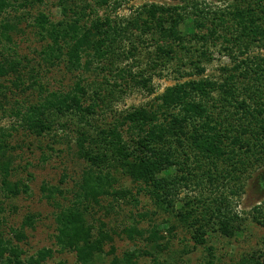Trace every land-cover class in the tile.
Instances as JSON below:
<instances>
[{"label": "trees", "instance_id": "16d2710c", "mask_svg": "<svg viewBox=\"0 0 264 264\" xmlns=\"http://www.w3.org/2000/svg\"><path fill=\"white\" fill-rule=\"evenodd\" d=\"M44 1L0 0V111L9 110L32 135L73 142L75 155L86 163L71 199L59 186H43L48 199L62 197L55 202L60 251L74 252L79 264H101L109 255L108 264H140L143 256L162 264L157 253L169 243L162 245L161 224L139 227L150 217L148 210L135 215L140 219L135 224L121 228L124 237L143 239L145 246L119 255L114 244L115 236H121L110 228L111 216L124 212L123 205L137 207L144 193L172 218L162 223L167 232L184 227L195 248L204 247L208 264H223L215 261L211 235L240 238L251 222L264 228V0H234L217 9L202 0L153 2L123 18L114 13L132 0H58L57 20L44 11L33 12ZM24 21L42 45L38 60L89 75L76 77L67 89H52L26 70L7 46ZM218 46L231 64L221 66L214 78L205 73L214 60L212 48ZM254 49L258 52L252 53ZM173 65L184 80L147 104L116 108L134 89L155 93L157 71ZM6 81L38 95L7 109ZM16 127L0 126V186L11 196L30 191L28 183L13 180L11 152L17 146L10 138ZM255 172L263 195L243 216L237 200ZM35 221L36 215L29 214L14 238L25 239L24 228ZM261 241V248L235 264H264V234ZM53 253L44 247L23 257L25 251L0 224V264H45Z\"/></svg>", "mask_w": 264, "mask_h": 264}, {"label": "rangeland", "instance_id": "374dc122", "mask_svg": "<svg viewBox=\"0 0 264 264\" xmlns=\"http://www.w3.org/2000/svg\"><path fill=\"white\" fill-rule=\"evenodd\" d=\"M202 1L210 7L212 6L213 9L225 8L234 2V0ZM57 2L58 0H45L43 4H36L32 10L35 14L44 11L52 19L57 20L61 17ZM153 2L175 5L179 4L181 0H132L123 4L114 13V17H127L137 7ZM21 11L23 13L24 10ZM28 18V21H31V18ZM22 25L21 31H18V29L16 32H12L15 43H9L7 46H12L13 50L10 51L13 53L12 57L23 60L24 65L27 67L26 70L38 74L42 81L45 83L48 82L52 89H67L74 83L76 77L88 74L87 71L71 73L65 68L66 66L63 63L49 65L42 60H38L39 56L37 53L42 49L40 40L35 35V31L33 32L25 21ZM14 51H16L17 55H14ZM212 51L214 53V60L207 63V71L205 74L218 78L220 67L225 64H231V59L225 52L220 50V46L212 48ZM256 52H258L257 49L252 50V53ZM174 67H177V65H173L169 69H159L157 71L158 76H155L152 82L155 86V93L150 94L142 88L134 89L125 95L123 100L117 103L116 108L118 110H124L131 106L147 104L156 95L162 93L166 87L175 84L177 81L184 80L183 78H178L177 72L173 70ZM159 73L162 74L159 75ZM92 74L93 76L97 75L96 73ZM11 77L9 76L8 79ZM27 81L29 83V80ZM5 84L10 87L9 91L5 89L8 95V99L6 100L7 109L16 103L26 102V100L32 102L38 95L34 89L29 88L26 91H21L9 81H6ZM8 111H0V126L5 128H11L14 125L17 126L16 131L12 130L13 136L10 138V142L14 146H17V149H13L11 152L15 157L13 180L28 183L30 191L17 196H11L3 191L0 186V224L2 229L5 231L7 237L12 238L13 242L25 251L23 257H29L38 250L47 247L52 249L54 253L45 264H56L60 261H63L65 264H79L74 252L69 250L60 251V246L56 242V235L58 233L56 217L59 209L55 202H62V197H59L55 201L48 199L45 196L43 186H59L65 189V191H68L69 199H71L72 195L70 192L75 189L76 183L80 180L86 163L84 164L75 155L73 142L69 143L66 139L59 140L53 135L40 137L32 135L23 126H18L15 118L8 115ZM67 132L70 133L69 130ZM59 134L62 135L63 132L60 130ZM259 180L258 172H255L248 180L246 192L241 194V197H238L237 209L242 212L241 214L243 216H246L251 207L257 204L263 195L260 192ZM125 182L131 185L129 180ZM188 190L183 191L182 195L189 192ZM139 199L140 203L137 207L134 204L123 205L125 207L124 212H119V214L115 213L111 216L110 228L113 227L121 236H115L114 244L117 248V254L121 255L124 251L133 250L137 246H145V241H142L143 239L131 241L127 237H124V234H121V228L135 224L137 220H140L135 215L148 210L150 217L143 219L139 227L148 229L152 223H160L163 235L165 236V239L161 241L162 245L167 242L169 243V248H166L167 250L158 251L157 253V260L160 263L208 264L206 262L207 254L204 247L197 246L195 248V243L188 230L182 226H178L172 232H167V224L162 223L166 220H172L169 213L159 210L149 196L144 193L139 196ZM68 203H70V200H65V204ZM243 211L245 212L243 213ZM29 214L36 215L35 224L32 227L26 226L24 228L26 237L19 241L14 238V231L15 229H21L22 223ZM101 214L103 215L104 212L102 211ZM263 234L264 228L251 222L246 233L240 236V238L229 239L218 234L211 235L209 240L215 247L216 263L221 261L223 264H235L243 255L251 253L256 246L261 248V237ZM109 248L110 246L107 245L106 249L109 250ZM145 249L147 248L145 247ZM112 257L111 255L106 256V262L101 264H108ZM152 259L153 256H143L140 259V264H156Z\"/></svg>", "mask_w": 264, "mask_h": 264}]
</instances>
